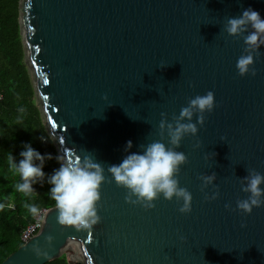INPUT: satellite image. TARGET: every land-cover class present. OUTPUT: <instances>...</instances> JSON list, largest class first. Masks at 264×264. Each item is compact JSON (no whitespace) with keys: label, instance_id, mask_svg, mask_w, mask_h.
<instances>
[{"label":"water","instance_id":"1","mask_svg":"<svg viewBox=\"0 0 264 264\" xmlns=\"http://www.w3.org/2000/svg\"><path fill=\"white\" fill-rule=\"evenodd\" d=\"M249 6L264 17V0L19 1L24 62L59 155L89 151L107 177L128 140L130 151L167 143L161 113L172 120L208 90L215 106L177 149L187 158L178 179L192 194L190 213L162 196L152 209L132 205L109 179L91 230L59 225L49 208L39 233L0 264H45L63 254L70 264H264V206L236 208L246 196L239 178L249 168L264 173V46L255 75L241 76L243 36L224 30ZM213 171L219 196L205 200L213 189L202 191L199 176ZM34 245L46 255L38 259Z\"/></svg>","mask_w":264,"mask_h":264},{"label":"clouds","instance_id":"2","mask_svg":"<svg viewBox=\"0 0 264 264\" xmlns=\"http://www.w3.org/2000/svg\"><path fill=\"white\" fill-rule=\"evenodd\" d=\"M228 35L243 36L244 52L237 58L236 69L239 75H255L254 55L264 46V17L251 6L243 8L239 15L229 16L224 24ZM246 33V34H245ZM166 64H161V67ZM215 106L214 93L208 90L205 94H197L189 98L182 106L179 114L172 120L161 113L158 129L160 136H167V143L163 139L152 140L147 144H140L138 151H130L133 142L125 144V155L118 163H110L105 167L97 160L93 153L84 150L71 157L57 155L59 167L46 174L44 165L52 158L51 153H41L30 142L24 143L19 152V159L11 152L7 155L9 167L19 176L15 190L25 195L36 192L35 184H49V195L54 201L56 221L61 226H72L77 230H91L100 222L98 203L101 200V185L106 181H114L117 186L126 189L125 201L132 205H139L145 210L155 207L154 201L161 196L169 201L178 203V211L188 214L192 210V194L180 185L178 174L181 165L187 161L183 151H178L185 136H196L198 125L203 126L205 113L212 112ZM195 118V119H194ZM44 141V137H41ZM199 147V143L196 145ZM216 173L201 174V190L212 187L211 194L205 192V200H215L219 196V186L215 184ZM240 179L241 191L244 198L236 201V208L250 214L254 207L264 206V173L256 169H247V174ZM27 209L33 216L41 213L36 203H27ZM226 208L230 205L226 204ZM43 219V216H40ZM51 241L53 237H46ZM32 251L39 259L46 253L37 245Z\"/></svg>","mask_w":264,"mask_h":264},{"label":"trees","instance_id":"3","mask_svg":"<svg viewBox=\"0 0 264 264\" xmlns=\"http://www.w3.org/2000/svg\"><path fill=\"white\" fill-rule=\"evenodd\" d=\"M19 1L0 0V263L23 244L22 232L35 220L26 204L36 203L41 211L54 207L46 179L35 184L36 192L30 195L15 190L19 176L8 165V153L19 159L24 143L30 142L42 154H52L44 165L46 174L59 167L58 151L43 124L24 62ZM45 264L70 263L63 254Z\"/></svg>","mask_w":264,"mask_h":264},{"label":"built area","instance_id":"4","mask_svg":"<svg viewBox=\"0 0 264 264\" xmlns=\"http://www.w3.org/2000/svg\"><path fill=\"white\" fill-rule=\"evenodd\" d=\"M45 211L46 210H42L39 215L35 216L34 222L28 225L26 229L22 232V243H26L29 239L39 233L40 229L42 228V219H40V216H43Z\"/></svg>","mask_w":264,"mask_h":264}]
</instances>
